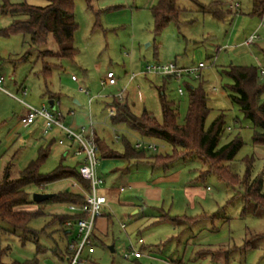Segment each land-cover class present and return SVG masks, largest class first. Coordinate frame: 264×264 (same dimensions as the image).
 <instances>
[{"label":"rangeland","instance_id":"1","mask_svg":"<svg viewBox=\"0 0 264 264\" xmlns=\"http://www.w3.org/2000/svg\"><path fill=\"white\" fill-rule=\"evenodd\" d=\"M7 1H25L36 6L47 4V0ZM155 3L156 0H91L92 7L100 10L95 13L88 7L86 0H74L77 28L72 45L77 53L73 59L55 61L56 65L51 66L48 79H44L40 70L45 62L54 60L39 57V52L55 48L53 39L49 38L47 44L37 45L29 43L21 34L5 36L2 31L13 16L0 14V73L5 78L4 89L15 95L13 97L0 90V177L13 155L15 159L10 170L11 176H16L37 156V150L45 138L38 123L27 128L20 124L23 105L17 98L33 107L44 106L55 110L56 98H49L47 91L58 94V110L65 122L70 120L69 112H64L66 109L75 111L79 108L85 113L89 111L98 137L110 149L120 151L122 136L132 145L142 138L124 124L111 123L108 108L113 99L126 103L135 114L145 110L161 121L162 92L177 107L178 121L182 122L187 111V85L201 83L210 110L205 124L220 112L223 113L224 131L218 145L236 135L242 140L231 165L243 176L246 161H250V177L262 174L264 179V144L253 142L251 123L239 110L237 103L231 100L227 89L231 79L224 72L229 65L264 67V24L259 25L260 16L259 10L255 11V1L175 0V5L180 8L177 22L171 21L157 33L153 29L150 11ZM212 3L226 9L223 18L209 11ZM258 26L261 27L258 29ZM253 32H257L261 38L255 44H244V40ZM198 62L204 64L199 80L192 74L166 77L159 72H146L147 66L156 64L173 63L176 67H191ZM107 71L113 72L116 83L102 86L100 80ZM80 88H85L89 95ZM22 89L25 94L21 93ZM179 89L182 93H179ZM89 96L93 98L90 105L87 103ZM50 99L54 107L50 106ZM259 99L264 101V93ZM28 133V138L23 139ZM147 141L156 145V149H148L147 154L171 151L170 145L161 139ZM66 160L70 161L68 163L73 161L69 158ZM115 160L121 162L118 168L128 167L134 176L132 179H139L144 165L136 168L133 161H130L129 166L130 162L119 158ZM58 161L57 156L48 154L40 171H50ZM205 164L194 155L176 158L165 176L160 177L167 179L160 183L164 189L163 202L141 204L145 215L137 219L127 215L130 205L120 203L127 201L139 205V194L126 189L118 194L119 203L113 192L108 202L114 213L109 233L113 239H104L103 244H95L92 258L98 264H198L192 259L194 252H197L203 260H210L205 264H264V209H255L250 203L243 212L244 203L241 194H238L242 189L227 185L212 172L202 175V171L207 168ZM160 172L155 169L153 178H158L162 174ZM106 175L108 183L112 174ZM71 183L64 179L52 182L44 189L32 186L31 199L34 192L55 193L62 189L78 191L77 187L71 188ZM40 204L38 206L44 214L32 218L29 225L40 230L39 242L47 251H38L32 242L21 243L16 235L5 232L9 225L0 221L2 261L36 259L33 264L66 263L51 253L52 248L62 250L66 244V237L51 216L54 211L65 212L66 205L55 202ZM38 206L31 202L21 208L34 210ZM165 213L179 216L178 221L176 219L178 223L174 224L168 218L159 219ZM182 216L204 217L188 224L181 219ZM120 222L126 224L125 230L120 229ZM139 237L143 240L142 244L136 243ZM245 240L252 244V248L241 247ZM130 241L135 249L141 251V256L136 259L123 256ZM111 244L113 252L109 248ZM226 255L228 258L224 261Z\"/></svg>","mask_w":264,"mask_h":264},{"label":"trees","instance_id":"2","mask_svg":"<svg viewBox=\"0 0 264 264\" xmlns=\"http://www.w3.org/2000/svg\"><path fill=\"white\" fill-rule=\"evenodd\" d=\"M91 0H86L88 7L95 13L100 10L93 8L90 4ZM261 18L264 12V0H254ZM212 3L209 11L216 17L223 18L226 9L215 6ZM153 18V29L157 33L161 31L171 21L178 20L180 8L175 5V0H156V3L150 8ZM0 14H9L13 16L9 25L2 31V34L8 36L10 34H21L27 38L31 44L43 45L47 44L49 38H52L56 44L55 48L43 49L39 52L41 58H52L53 62H45L40 70L44 79L51 76V66L56 65L55 61L61 59H73L77 50L72 45L74 32L77 24L74 17V0H47L44 6H36L26 3L25 1L12 3L3 0L0 3ZM97 16V14H96ZM261 67L248 65H229L225 74L231 79V83L227 85L231 100L239 106L245 118L251 123L253 130L252 140L254 143L264 144V101H260V95L264 93V77L260 73ZM166 77H175L173 75H165ZM200 79V75L198 78ZM48 93L49 98H58V94ZM206 93L201 83L197 85H187V111L182 122L178 121V109L174 103L167 100L164 94L160 93L161 104V121H158L150 112L143 110L140 114H135L126 103L113 99L110 106L114 112L110 114V120L113 125L124 124L128 129L138 134L143 140L158 138L170 145L171 151L162 153L147 154V149L134 147L129 140L122 136V150L103 151L98 155L100 157H112L123 159L126 162H136L141 159L151 160L153 164L159 165L166 169L170 167L173 161L178 157H187L194 155L203 163H206V170L202 171L214 173L219 180L224 181L227 185L236 188L239 186L242 190L241 194L244 203L243 212L250 203L254 208L264 209V192L262 185L264 179L262 174L251 178L249 174L250 161H246L245 173L240 176L231 165V161L242 145L241 138L236 135L229 141L218 145L221 135L224 131L223 113L216 115L207 125L206 117L209 108L206 105ZM56 111V110H55ZM60 120H63V114L56 111ZM58 134L62 132L54 129ZM52 133V132H51ZM50 133V134H51ZM94 134V131H93ZM38 150L37 156L31 159L25 167L20 169L16 176H11V163L14 161L13 155L6 163L2 176L0 177V221L9 225V229L5 232L12 233L18 237L21 243L32 242L36 245V249L40 252L47 251L46 247L41 246L39 242L40 230L34 229L29 225L32 218L43 215L38 206L50 202L67 204H81L84 201L82 192L72 191L68 189L59 190L53 193L49 198L42 201H34L31 199L30 188L44 189L48 184L57 180H72L80 185L84 190L90 189L88 180L81 177L78 165L80 159L68 163L62 154L57 165L48 172H41L40 166L47 158L50 147L57 142L58 137L55 134L44 138ZM96 144L99 139L95 137ZM69 144L66 149L73 151L75 144L67 141ZM37 203L34 210L22 209L21 206L27 203ZM84 213H59L51 214L53 220L58 223L59 229L64 232V222L67 220H75ZM161 220L171 219L172 223L177 224L179 216H170L167 213L159 216ZM197 217L182 216L181 219L189 223L198 221ZM177 219V221H176ZM67 237L65 234H63ZM94 235L92 232V239ZM241 247L252 248V244L245 240ZM58 247L52 248L51 251H59ZM2 250L0 251V253ZM226 252V251H224ZM64 254L71 255L67 245H65ZM225 258H228L226 255ZM36 259L29 261H11L4 262L0 258V264H33Z\"/></svg>","mask_w":264,"mask_h":264},{"label":"built area","instance_id":"3","mask_svg":"<svg viewBox=\"0 0 264 264\" xmlns=\"http://www.w3.org/2000/svg\"><path fill=\"white\" fill-rule=\"evenodd\" d=\"M264 23V12L260 18L259 25ZM261 37L257 32L251 33L245 40L244 44L249 45L258 41ZM204 67L202 62H198L197 65L191 67H176L173 63L168 64H156L146 67V72H159L164 75H173L179 77L185 74H192L195 78L200 75L201 68ZM261 76L264 77V67L260 70ZM75 79L74 76H71ZM4 76L0 73V90L15 97L14 94L9 93L3 87ZM116 83L114 74L112 71H107L101 78L100 84L114 85ZM84 93L88 94V91L84 88H80ZM22 94H25V90L22 89ZM179 93L182 91L179 89ZM23 105L22 112L19 116V122L23 127H28L33 124L38 118L43 120L42 133L49 134L52 130H60L64 136L58 138L59 144L65 141H70L75 144L72 154L80 159L78 170L82 178L86 179L90 183V189L84 190L76 182H73V186L77 187L83 194L84 201L81 204H67L66 207L69 212L84 213L83 216L75 220H67L64 222V229L68 234H72L68 240L67 248L71 252V255H67L68 264H88L87 255L92 253L94 249L92 231L94 228L95 220L103 214V207L106 204V196L98 191V187L102 183V177L96 172V167L99 163L98 147L94 139L93 130L91 125L81 126L78 130H73L66 126L62 120L57 116L55 110L48 109L44 106L33 107L30 104L24 102L22 99L17 98ZM109 114L114 112L113 108H108ZM115 138H118L116 136ZM134 147L139 149L144 147L145 149H156V145L147 140L139 139L135 141ZM124 224H121L123 227ZM73 227L75 228L73 232ZM131 242V241H130ZM136 243H143L141 237L137 238ZM141 255V251L135 249L133 242L124 250L123 256L125 258H138Z\"/></svg>","mask_w":264,"mask_h":264},{"label":"crops","instance_id":"4","mask_svg":"<svg viewBox=\"0 0 264 264\" xmlns=\"http://www.w3.org/2000/svg\"><path fill=\"white\" fill-rule=\"evenodd\" d=\"M231 7V6H230ZM264 24V23H262ZM262 26V25H261ZM258 26V29L261 27ZM251 44H255L251 43ZM250 45V44H249ZM132 77V76H131ZM107 86H111V85H107ZM85 89V88H84ZM86 94V93H85ZM89 95V93L87 94ZM76 102L77 105H79L78 100H74ZM93 101L92 97H88L87 98V103L90 105ZM56 107L55 110L57 108L56 111H58V108L60 109V102L59 99L56 98ZM55 106V105H54ZM109 108H113V107H109ZM60 111V110H59ZM64 112H69L70 116V120L67 122L64 121V116H63V120L62 122L68 126L69 128L73 129V130H78L81 126H89L91 125L92 130L94 131L95 137L97 139H99V144H97L98 147V151L99 153H102L103 151H110L113 149H110L101 139L100 137H98L95 129H94V123L92 121V117L88 111V113H85L83 109H79L77 108V110L74 111V109H66V111ZM61 113V111H60ZM62 114V113H61ZM39 124L41 126V132H42V127H43V120L41 118H38L33 124ZM33 124H31L30 126H32ZM90 127V126H89ZM27 128V127H26ZM56 130H52L51 132L54 133L58 138L62 137V134H58ZM50 132V133H51ZM43 134L46 137H49V135L51 134ZM29 133L26 134L25 136H23V139L28 138ZM117 135L114 136V138ZM117 139V138H115ZM45 140V139H43ZM69 143L67 141H65L62 144H59L58 142H55L51 145L50 147V155H55L57 156V158H60V156L63 154L65 156L66 159H70L72 162L76 161V157L72 154L71 150L66 149L67 145ZM116 159V158H115ZM112 157H100L99 156V163L96 167V172L97 174L102 177V183L101 185L98 187V191L102 194H104L106 196V204L103 207V214L98 217L95 220V224H94V228H93V244H94V249L92 251V253L87 255V260H88V264H98L97 261L92 258V254L95 252V244L99 243V244H103L104 239H107L108 241H111V239H113L112 235H110V226L112 225V216L114 215L113 210L111 209V206H109L108 202L110 200L111 195H113V192H115V195L117 196L116 200L117 202H119L118 200V194L125 191L126 189H129L131 191L136 192L137 194V199L140 202L139 205H136V203H128L127 201H123V202H119L120 204H128L131 206V209L129 208V213L127 214L130 217H134V218H140L141 216L143 217L144 211L143 208L141 207V204H158V203H162L163 201H161L162 198V194H163V190L160 186V183H163L164 181H166L167 179H163L160 178L163 176H165L166 172L169 171V167L164 169L162 167H160L159 165L153 164V162L151 160H147V159H141L139 161L134 162V164L136 165V168L138 167V165H144L142 166V170L139 173V179H132V176L128 170V167H119V164H121L120 161L117 162V160H115ZM67 161V160H66ZM70 162V161H67ZM71 162V163H72ZM129 163V162H128ZM133 163V162H132ZM131 162L129 163V166ZM155 169H159V171L161 170V172L159 174H161L160 176H157L158 178L154 179L153 178V174ZM137 170V169H136ZM112 174V178L109 180V182H106V174ZM134 177V176H133ZM138 177V176H137ZM71 183V188L75 187L73 186V182L72 180H70ZM63 190V189H62ZM70 190V189H68ZM74 191V190H72ZM127 202V203H125ZM154 206V205H153ZM108 210V212H107ZM61 212V211H60ZM55 213V211L53 212V214ZM61 213H70L69 210L66 207V211L65 212H61ZM56 214H59V211H57ZM121 224H124L123 227H121ZM120 229L125 230L126 228V224L124 222H120L119 223ZM75 228L73 227V232H74ZM110 233V234H109ZM63 234H65L66 237V244H68V240L71 238L72 234H68L67 230L64 229ZM194 241V239H193ZM142 244V243H141ZM113 244H111L112 246ZM64 249L59 250V251H51V253L58 258L60 261L66 262L65 264H68L67 261V255L64 254ZM110 251L113 252V246L112 248H110ZM141 256V255H140ZM132 258V257H131ZM136 259V258H134ZM193 260L197 261L198 264L201 263V261L203 262V264H205L206 262H210L209 259L207 260H203L197 252H194V255L192 257ZM224 261H227V258H224ZM212 261V260H211ZM202 264V263H201Z\"/></svg>","mask_w":264,"mask_h":264},{"label":"water","instance_id":"5","mask_svg":"<svg viewBox=\"0 0 264 264\" xmlns=\"http://www.w3.org/2000/svg\"><path fill=\"white\" fill-rule=\"evenodd\" d=\"M50 106L54 107L53 100H49ZM53 193H47V192H34L32 194V200L34 201H42L44 199L49 198ZM109 248H112V246H109Z\"/></svg>","mask_w":264,"mask_h":264}]
</instances>
